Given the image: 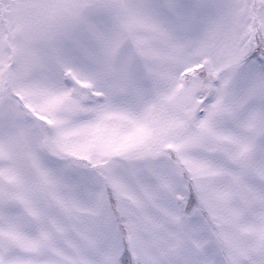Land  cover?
Returning <instances> with one entry per match:
<instances>
[{
  "label": "snow or ice",
  "instance_id": "obj_1",
  "mask_svg": "<svg viewBox=\"0 0 264 264\" xmlns=\"http://www.w3.org/2000/svg\"><path fill=\"white\" fill-rule=\"evenodd\" d=\"M0 264H264V0H0Z\"/></svg>",
  "mask_w": 264,
  "mask_h": 264
}]
</instances>
